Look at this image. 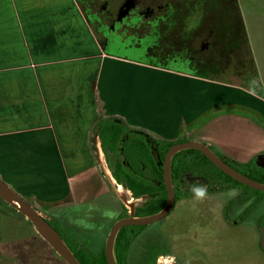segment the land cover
Instances as JSON below:
<instances>
[{
    "label": "crops",
    "instance_id": "obj_1",
    "mask_svg": "<svg viewBox=\"0 0 264 264\" xmlns=\"http://www.w3.org/2000/svg\"><path fill=\"white\" fill-rule=\"evenodd\" d=\"M184 72L107 53L78 0H0V178L47 208L95 202L100 116L239 163L264 148L258 94Z\"/></svg>",
    "mask_w": 264,
    "mask_h": 264
},
{
    "label": "flooded vegetation",
    "instance_id": "obj_2",
    "mask_svg": "<svg viewBox=\"0 0 264 264\" xmlns=\"http://www.w3.org/2000/svg\"><path fill=\"white\" fill-rule=\"evenodd\" d=\"M98 1H101L102 5L106 6L101 10H97L95 14L96 19L94 21L89 15L87 17L92 20V22L90 21L91 25L105 49L109 47V49H116L115 51L121 52L118 44L127 41L129 45L125 48L126 50L130 48L132 49V47H135L138 50L140 48H147L145 50L164 55L166 53L169 55L171 51V54L174 52L176 56L177 54L181 55V52H185L186 55L190 56L189 60L195 59L194 62H197L198 64L200 59L204 56H207L208 61H210L208 57L209 54L205 52L206 50L209 52L218 50L217 56L219 55L218 57L221 56L225 60L224 62L227 69H220V64L214 65L216 63L214 61H218V57L212 61V66L223 72L225 71L229 77L231 76V79L237 78L236 80L232 79V81L242 83L247 89L256 88L255 79L253 77L254 71L244 63L245 61L248 62L249 59L246 55H243L241 51L240 41L241 39H244V32L242 31L241 21L240 19H237L236 16L237 7L234 0H222V5L218 4L217 0ZM219 7H223V9L221 10ZM229 25L230 27H228ZM230 29H232V32ZM220 30L223 32H219ZM218 34L222 35L221 39L223 42L221 44L218 43ZM230 47H232V50H230ZM220 49L223 52L222 54H219ZM123 53L125 55H133L125 52ZM182 60L186 61L184 58ZM147 63L153 64L152 62ZM179 63L183 64V62ZM154 64L167 69H176L169 68L166 64ZM174 66L178 65L174 64ZM208 66L210 67V65ZM182 67L184 66L179 68ZM114 120L120 125L121 130L118 133L113 146L105 145L101 142V149L104 153L103 156L107 169H110L109 174L115 181V183L113 182L112 184L108 183L115 188H113L112 192L110 190L111 186L109 187V184L104 180L105 185L107 186L106 191L97 198V202L104 198L106 199L107 204L113 207L115 206L116 210L113 215L114 221L110 228L120 218H139L152 215L165 206L167 200L166 185L163 177L165 152L169 146L176 142L191 140H167V142H170L167 145L161 140L163 138L156 137L143 129L131 127L119 119ZM200 143H202V141ZM183 151L188 152V154H186L187 156L184 155L185 159L178 157L176 152L170 162V182L173 189L174 202L172 208L166 215L172 211L178 199H186L196 196L194 189H196L199 184L203 185V188L208 189L205 193L209 191L223 192L222 195L224 197L221 201L220 210L226 224L229 226H239L246 223L245 216L240 218L241 213L248 207V205H254V201H250L253 197L250 191L259 189L252 188L233 179L231 176L217 168L199 150L195 148H186L183 149ZM194 153L198 155L203 154L208 159L207 161L238 183H235L233 180L222 175L216 168V173L210 172L205 167L193 170L195 174L190 173L188 167L189 159L187 158L193 156ZM220 155V158L224 162L248 178L255 181L258 179H264V148L255 153V155L249 159L254 165H246L244 166V169L238 168L236 164L239 162L234 159L231 161L232 158L227 157L224 154ZM234 161L237 163L233 165L231 162L234 163ZM189 186H191L193 192L185 191ZM119 188H121L120 191L124 190L123 192H120L121 196L116 192ZM221 188H223V190H219ZM110 192L113 195L112 199L115 200L116 205L114 201L107 196L108 193L111 195ZM0 202H3L20 217L29 221L24 215L5 202L2 198H0ZM31 205L38 212L40 211L36 204V206H34V204ZM69 205H71V208L82 206L73 203ZM231 208L234 209L232 214L239 219L232 218V215L230 216ZM252 209L253 207L251 210ZM0 214L4 215V212L0 211ZM243 214L245 215L246 213ZM166 215L162 218L166 217ZM45 219L55 229V226L52 224L53 222L47 218ZM153 222L145 224H126L122 227H143V230L145 227H150ZM250 222L256 232L259 233L258 242L260 248L264 247V210H261V213L259 212L258 214L255 211ZM56 231L59 233L58 230ZM104 244L102 249H104ZM159 246L163 249V253H167L165 246L160 244ZM68 247L73 254L76 249H81L85 252L87 251L84 246L76 245L74 249L70 246ZM52 250L54 251L53 248Z\"/></svg>",
    "mask_w": 264,
    "mask_h": 264
},
{
    "label": "rangeland",
    "instance_id": "obj_3",
    "mask_svg": "<svg viewBox=\"0 0 264 264\" xmlns=\"http://www.w3.org/2000/svg\"><path fill=\"white\" fill-rule=\"evenodd\" d=\"M235 1L236 16L237 19H240L242 31L244 32V39L240 41L241 51L249 59L248 62L245 61L244 63L254 71L255 90L258 91L264 111V0ZM79 2L87 16L89 15L93 21L96 19L97 10H101L106 6L98 0H80ZM217 3L222 5L223 1L217 0ZM219 9L222 10L223 7H219ZM92 20L90 21L92 22ZM230 31L232 32V29ZM221 37L222 35L218 34V43L220 44L223 42ZM127 45H129L127 41L118 44L121 52L115 51L116 49H109V47L106 52L140 62H152L157 65L166 64L169 68L187 71L194 75L208 76L213 80L229 79L231 77L225 71L223 72L212 66V61L219 56H217L218 50L213 52L206 50L205 52L209 54L210 61H208L207 56H204L202 59L199 58L200 62L198 64L194 62L195 59L189 60L190 56L186 55L185 52H181V55L177 54L176 56L174 52L171 54L170 51L169 55L168 53L164 55L145 50L147 48L138 50L132 47V49L126 50ZM230 48L232 50V47ZM221 49L219 54L223 53ZM123 52L133 55H125ZM183 58L187 63L182 60ZM217 60L214 61L216 62L214 65L220 64V69H227L225 60L221 56ZM179 62H183V64ZM174 64L178 66H174ZM181 66L184 67L179 68ZM191 138L180 136L177 140L182 141ZM161 140L167 144V139ZM91 142L94 149L95 132L91 135ZM254 143H257V141ZM207 146L219 157H221L220 154H224L214 146ZM187 151H177L176 155L185 159L184 155L188 154ZM103 154V151L100 154L95 153L97 167L107 184L115 183L109 174L110 169H107ZM187 159H189L188 167L192 174H195L193 170H198L200 167H205L210 172H217L212 163L201 155L194 153L193 156H189ZM231 163L234 165L237 162ZM249 164L250 166L254 165L249 160L236 165L238 168L244 169V166ZM257 181L264 184V179H258ZM111 184H109V187ZM202 186L198 184L197 188ZM113 188L115 187H110L112 192ZM120 189L116 191L119 196H121L120 192L124 191H120ZM204 189L205 191L208 190ZM219 190H223V188ZM185 191L193 192L191 186ZM222 193L209 191L203 197L196 195L186 199H178L174 208L166 217L153 222L150 227H145L142 233L137 235L135 243L131 245L128 251V262L138 264L145 242L148 244L153 241L158 242L167 249V253L158 257L156 264H264V247L260 248L259 233L256 232L250 222L255 211L258 214L261 213V210H264V192L259 190L250 191L253 196L250 201H254V205H248L241 213L240 218L245 216L246 223L239 226H229L225 223L220 210L221 201L224 197ZM107 196L110 199L113 198L112 193L111 195L108 193ZM113 201L115 203V200ZM29 202L36 206L34 201ZM68 205L48 206L49 208L37 205V208L45 218L53 222L50 221L55 229L59 231L67 246L73 249L76 245L84 246L87 254L95 257L102 249L109 228L114 221L115 206L107 204L104 198L98 202L96 200L92 203H85L77 208H71V205ZM0 211L4 212V215L0 214V264H66L52 250L50 245L34 231L29 221L20 217L3 202H0ZM232 211L234 209L231 208L230 216L236 218L237 216H234Z\"/></svg>",
    "mask_w": 264,
    "mask_h": 264
},
{
    "label": "water",
    "instance_id": "obj_4",
    "mask_svg": "<svg viewBox=\"0 0 264 264\" xmlns=\"http://www.w3.org/2000/svg\"><path fill=\"white\" fill-rule=\"evenodd\" d=\"M186 148H195L203 153L217 168L222 170L233 179L248 185L252 188L264 191V184L248 178L247 176L239 173L220 157H218L206 144L198 141H185L174 143L168 147L164 156V182L167 191V200L165 206L152 215L144 217H124L118 219L110 228L105 244L104 254L107 264H117L115 258V240L118 231L126 224H145L158 220L165 216L172 208L174 202L173 189L170 182V162L173 155L180 150ZM95 153H102L99 137L97 135V142L94 145ZM0 198L19 211L30 221L35 231L54 249V251L67 263V264H81L75 255L72 253L67 244L63 241L60 234L48 223V221L21 195H19L11 186L5 183L0 178Z\"/></svg>",
    "mask_w": 264,
    "mask_h": 264
},
{
    "label": "trees",
    "instance_id": "obj_5",
    "mask_svg": "<svg viewBox=\"0 0 264 264\" xmlns=\"http://www.w3.org/2000/svg\"><path fill=\"white\" fill-rule=\"evenodd\" d=\"M80 1V0H78ZM235 5L236 1L234 0ZM80 3V2H79ZM147 63V62H146ZM151 64V63H150ZM153 65H155L153 63ZM187 72V71H185ZM190 73V72H188ZM248 90H251L258 94L255 89L248 88ZM97 127L99 129V136L102 140L103 144H107L109 146H113L114 141L116 140L118 133L121 130V127L118 123L115 122V120L111 117H103L100 116L97 121ZM170 142H167V145ZM198 152V151H197ZM201 154V153H200ZM206 160H208L203 154H201ZM214 166V165H213ZM215 167V166H214ZM216 168V167H215ZM217 169V168H216ZM218 170V169H217ZM222 175L227 177L228 179L233 180L226 174H224L222 171L218 170ZM235 183H238L237 181L233 180ZM143 227H122L116 236L115 240V258L117 264H130L128 262V251L132 244L135 243L137 239V235L142 233ZM163 249L159 246L156 242H145L144 248L141 253V257L138 261V264H156V259L159 255L165 254L163 253ZM75 257L81 264H107L104 249L101 250L97 256L93 257L89 256L85 251L81 249H76Z\"/></svg>",
    "mask_w": 264,
    "mask_h": 264
},
{
    "label": "clouds",
    "instance_id": "obj_6",
    "mask_svg": "<svg viewBox=\"0 0 264 264\" xmlns=\"http://www.w3.org/2000/svg\"><path fill=\"white\" fill-rule=\"evenodd\" d=\"M194 190H195L196 195L198 197H203L205 195V189L203 187H199V188H196Z\"/></svg>",
    "mask_w": 264,
    "mask_h": 264
}]
</instances>
